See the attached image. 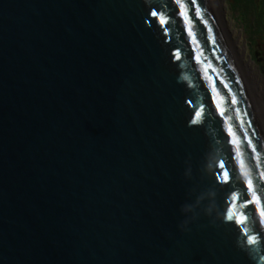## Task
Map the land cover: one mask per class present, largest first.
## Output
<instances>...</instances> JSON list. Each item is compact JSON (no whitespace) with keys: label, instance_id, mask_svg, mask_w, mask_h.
<instances>
[{"label":"water","instance_id":"water-1","mask_svg":"<svg viewBox=\"0 0 264 264\" xmlns=\"http://www.w3.org/2000/svg\"><path fill=\"white\" fill-rule=\"evenodd\" d=\"M262 174L210 0H0V264H264Z\"/></svg>","mask_w":264,"mask_h":264},{"label":"rangeland","instance_id":"rangeland-1","mask_svg":"<svg viewBox=\"0 0 264 264\" xmlns=\"http://www.w3.org/2000/svg\"><path fill=\"white\" fill-rule=\"evenodd\" d=\"M231 31L245 59L264 77V0H224ZM264 85V80L262 81Z\"/></svg>","mask_w":264,"mask_h":264},{"label":"bare ground","instance_id":"bare-ground-1","mask_svg":"<svg viewBox=\"0 0 264 264\" xmlns=\"http://www.w3.org/2000/svg\"><path fill=\"white\" fill-rule=\"evenodd\" d=\"M210 3L264 133V85L262 83L264 77L254 68L252 62L245 59L246 48L239 45V39L231 31L230 22L226 17L224 0H210Z\"/></svg>","mask_w":264,"mask_h":264},{"label":"snow or ice","instance_id":"snow-or-ice-1","mask_svg":"<svg viewBox=\"0 0 264 264\" xmlns=\"http://www.w3.org/2000/svg\"><path fill=\"white\" fill-rule=\"evenodd\" d=\"M152 15H153V16H156L157 13H156V12H152ZM160 22H161L162 24L164 23V20H163L162 17H161V21H160ZM177 55H178V54H177ZM221 167H223V165H221ZM262 175H264V174H262ZM223 178H224L225 180L228 179V173H227V172L224 173ZM252 187H253V185H252V181L249 180V181H248V188H249V190H251ZM255 195H256L255 192H253V198H254V199H255ZM262 215H264V213H262ZM229 219H231V215L229 216Z\"/></svg>","mask_w":264,"mask_h":264}]
</instances>
